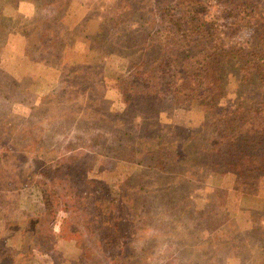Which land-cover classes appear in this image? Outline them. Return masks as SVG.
I'll return each mask as SVG.
<instances>
[{"label": "rangeland", "instance_id": "obj_1", "mask_svg": "<svg viewBox=\"0 0 264 264\" xmlns=\"http://www.w3.org/2000/svg\"><path fill=\"white\" fill-rule=\"evenodd\" d=\"M239 3L0 0V264L76 259L81 249L63 235L66 222L93 214L91 195L106 202L121 188L156 198L148 229L130 243L141 264H264V161L245 164L239 176L228 142L239 130L255 128L244 124L236 131V107L244 106L257 126L264 123V0L255 2L262 20L247 19ZM196 14L206 16L218 48L228 46L236 56L220 90L196 84L205 52L214 48L187 51L181 33L194 26L187 18ZM188 62L194 63L191 76ZM136 71L147 87L134 81ZM246 72L251 76L241 82ZM125 95L147 100L130 114ZM134 112L143 116L133 119ZM146 118L152 137L162 140L153 153L162 168L113 149L120 137L142 145L147 135H131L129 125ZM72 156L77 160L68 172L80 179L77 192L89 199V210L85 203L74 208L77 193L70 198L71 188L52 185L57 178L46 169ZM89 169L93 191L79 177ZM53 192L66 204L45 197ZM40 218L51 232L25 254L16 240ZM95 240L87 243L98 251ZM100 253L108 264L113 254Z\"/></svg>", "mask_w": 264, "mask_h": 264}, {"label": "trees", "instance_id": "obj_2", "mask_svg": "<svg viewBox=\"0 0 264 264\" xmlns=\"http://www.w3.org/2000/svg\"><path fill=\"white\" fill-rule=\"evenodd\" d=\"M34 1L37 2V0ZM255 2L256 0H241V3H239V8H243L248 11L246 18L250 21H252L255 16L258 17V20H262V15H260V10H258L256 7ZM49 3L51 5L54 3V1H50ZM198 13L202 14L200 11H198ZM252 14L255 16L252 17ZM205 18L206 16L203 18L199 16L196 20H194V17L187 18V24L189 26H194L183 30L181 34L186 41L188 52L193 50L196 46L208 49L214 47L212 52H205L206 54L203 57V61L201 62V66L199 68L202 70V74L200 75L199 79H196V84L203 85V83H205L209 85L208 83H212L213 88L220 90V87H218L219 81L225 75H227V70L229 67L233 66L232 62L234 63L236 56L232 54L233 51L228 46H222L218 48L217 43H219V41L213 39L210 27L206 29L207 26L205 25V22H203ZM197 21L199 22L198 25L196 24ZM210 44L212 45L210 46ZM51 45L52 43L50 46ZM237 62L241 61H236V63ZM238 65L240 64L238 63ZM187 68V76H191L192 69H194V63L188 62ZM139 72L140 71L135 72L134 81H143L142 83H144L145 87H147V79H143L142 76L138 75ZM254 73L259 74L257 70H255ZM247 76H251V73L246 72L241 78V82L246 81ZM8 82H10V79L9 77H6L2 85L5 86V84ZM134 87H140L144 89V86L141 84L134 85ZM156 91L158 93V90ZM137 93L138 92L135 91L134 95ZM145 95L150 96V93L145 91ZM155 95L157 96V94ZM146 100L147 99L144 97L134 99L132 97L126 96L123 109L131 114L133 113V110L137 108L140 109L143 104L145 105ZM241 104L242 102L239 103V105ZM242 108H244V106L241 108L236 107V110H233L234 112L239 113L238 116L235 117L236 131L239 129H244V124H250L255 128H250L246 131L239 130V132L233 135V137H228V142L230 143L232 149H235L234 152H237V156H231L232 162L230 163L235 165V171L239 172V176L246 174L247 169L245 164L249 167H252V163L261 165L264 161V123L257 126L258 124L254 121V119L249 117L246 114V111L242 110ZM10 116L12 117L13 115L10 114ZM140 116H143L140 112H134L133 119ZM150 122V118H146L141 119L140 122L132 121V123L129 125V129H132V132H130L131 135H147V138L143 140L142 145L139 142H126L120 137L119 139H115L114 142H116V145L113 147V149H117L116 151L119 152L127 151L128 155L139 154L141 157L148 159V162L144 159H140L139 163H147L146 165L148 166L151 165L153 167L158 166L159 168H162L163 162L153 156L154 151L159 149L161 146L162 140L160 139V135L156 139L152 137L151 134L155 133V130H152V124H150ZM97 139H102V137H97ZM259 148L262 150L261 153H255L260 152ZM109 150L112 151L111 148ZM76 160L77 158L74 156L68 160H64L62 158L57 160L54 164L46 167V169L52 171V176L57 178L56 181H52V185L56 184L61 186V184H65L68 188H71L70 198L74 197V199H76L77 193L78 198L75 202L74 208L83 209L84 204L82 203H85V209H88L87 207L90 204L89 199L86 196L83 197L82 194L77 192V189L80 188V179L75 178L74 175L68 172V169H72L73 162ZM153 160L155 162H152ZM77 173H81V170H79ZM46 175H48V173H46ZM81 175H79V177H83L82 181H84L89 186V188L92 187L93 191L95 186H90L91 175H94L92 174V171L89 169L86 171V173L84 172V176L83 174ZM48 190L49 189H47V191ZM88 194L90 195V193ZM45 197L51 199H55V197H57L56 200L53 201V203H55L54 205H59L60 202H64L66 204L65 200H60V194L56 195L55 192L51 194L45 193ZM149 198L150 199L146 198L145 195L140 193H134L128 188H121L118 196L111 197L106 200V202L102 200L105 199L104 196L101 198L94 194L91 195V207L94 209L91 213L93 214L91 216H85V214H83V216L80 217L81 220L77 222L73 221L72 219H68L63 229V235L76 239V242L81 249L78 257L76 259L69 260L67 264H105L100 251H106V249L113 254L108 264H127V260H131L129 264H141L140 256L136 255L135 245H131L130 243H134L139 239L141 232L144 233L148 229L146 228L148 221L153 220L154 218L155 211L153 210L156 198L154 197L153 193H151ZM80 199H82V201H80ZM100 204L104 206L103 209L100 207ZM70 205L71 204H69V206ZM46 213L50 214V209H48ZM44 219L45 218H40L39 220L34 219L33 222L29 223L24 231L25 233H28V235L17 238L16 241H18V243L15 245H17L18 248L21 249L25 254L26 252H30V244L33 240L35 241L39 237L41 238L49 236L51 228L48 226L47 221H42ZM138 233L139 235L136 236ZM32 234L34 237H31ZM93 237L96 238L94 243L96 244L98 251H96L95 248H92L87 243ZM125 256L126 260H121Z\"/></svg>", "mask_w": 264, "mask_h": 264}]
</instances>
